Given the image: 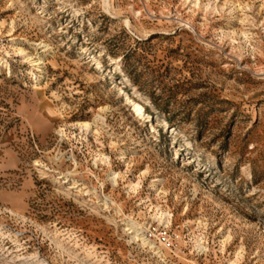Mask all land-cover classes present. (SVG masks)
<instances>
[{
    "label": "rangeland",
    "instance_id": "obj_1",
    "mask_svg": "<svg viewBox=\"0 0 264 264\" xmlns=\"http://www.w3.org/2000/svg\"><path fill=\"white\" fill-rule=\"evenodd\" d=\"M0 264H264V0H0Z\"/></svg>",
    "mask_w": 264,
    "mask_h": 264
},
{
    "label": "bare ground",
    "instance_id": "obj_2",
    "mask_svg": "<svg viewBox=\"0 0 264 264\" xmlns=\"http://www.w3.org/2000/svg\"><path fill=\"white\" fill-rule=\"evenodd\" d=\"M132 107H133V112L134 113H137V114H140V113H142V108L139 106V105H137V104H132ZM84 126H85V128H88L89 127V124H84ZM137 236V235H136Z\"/></svg>",
    "mask_w": 264,
    "mask_h": 264
}]
</instances>
